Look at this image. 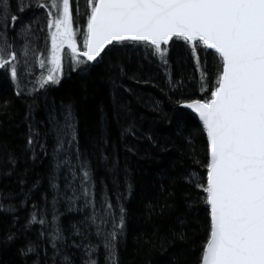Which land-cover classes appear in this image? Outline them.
Returning <instances> with one entry per match:
<instances>
[{
    "label": "trees",
    "instance_id": "16d2710c",
    "mask_svg": "<svg viewBox=\"0 0 264 264\" xmlns=\"http://www.w3.org/2000/svg\"><path fill=\"white\" fill-rule=\"evenodd\" d=\"M49 1L24 0L25 10L18 12V0H9L10 14L18 20L15 30L9 24L6 38L18 57L22 50L45 55ZM73 2L76 33L83 38L90 13L87 0ZM29 4L32 6L27 7ZM22 28L27 32L17 35ZM162 47L168 49L167 70L155 57L121 61L123 75L106 64L91 66L93 62H89L90 66L71 68L57 84L49 82L43 87L38 75L30 87L22 89L10 67L0 68V264H64L63 256H69L72 264H82L89 256L96 264H195L207 219L196 187L206 175V136L191 119V110H182L189 115L177 126L176 96L169 91L168 79L170 75L177 95L183 94L181 99L204 98L215 86L219 57L214 50L200 46L197 64L190 46L177 38ZM19 61L12 62L18 69ZM68 105L72 106L81 160L88 161L91 172L86 197L80 170L73 169L74 179L67 167L57 168L63 156L57 158L53 152L56 132L51 117L63 123ZM130 124L135 137L122 138L123 129ZM30 131L31 147L27 143ZM74 189L79 198L70 205L67 197ZM9 205L15 206L14 212L6 210ZM121 207L125 211L124 235L118 237L113 261L107 259L95 225L100 224V217L108 221L105 230H111L113 222L119 225ZM94 212L95 224L88 219ZM33 213L37 221L29 224ZM54 215L64 237L57 241L59 253L44 235L51 231ZM172 231L183 232L185 238L166 241V250L160 248L159 238H171ZM9 233L18 238L6 241ZM29 242L35 251L21 255L20 249ZM88 244L96 247L88 252L83 247Z\"/></svg>",
    "mask_w": 264,
    "mask_h": 264
},
{
    "label": "snow or ice",
    "instance_id": "6c2138e0",
    "mask_svg": "<svg viewBox=\"0 0 264 264\" xmlns=\"http://www.w3.org/2000/svg\"><path fill=\"white\" fill-rule=\"evenodd\" d=\"M23 4L24 0H18V12L25 10ZM87 4L90 13L87 14L82 53L78 52L72 28L70 0H62V3L52 0L49 5L57 9V14L48 22L49 28H54L51 56L48 74L41 78L40 86L59 82L61 50L65 45L77 64L86 67L90 66L89 62H93L91 66L106 64L110 69L118 70L120 75L124 74L121 61L130 62L133 57L138 60L158 58L167 70L168 49L162 45L169 44L174 38L190 46L197 64L200 60L198 47L214 50L219 65L210 95L181 99L183 94L177 95L170 75L168 79L169 91L176 96L175 123L180 126L186 122L189 114L182 110H191V119L201 126L206 136L203 163L206 175L196 187L201 193L198 198L206 206L207 219L195 264H264V0H87ZM36 6L44 7L42 4ZM10 13L9 0H0V68L10 67L11 76L16 79L17 67L12 62L18 55L12 50L6 34L9 24L15 30L18 17ZM48 14L52 15L51 12ZM26 32L27 29L22 28L17 35ZM80 56L83 59H78ZM131 78L135 79V76ZM51 120L56 132L53 152L57 158L63 156L57 168L67 167L74 179L73 169L78 168L82 174L81 185L89 184L91 172L88 161L81 160L72 106L65 107L63 123L55 122V117ZM125 135L135 137L134 125L123 129L122 138ZM27 143L30 147L34 144L31 131ZM40 147L43 149L42 145ZM88 191L85 186V197ZM4 198L10 197L5 195ZM78 198L75 189L73 195L67 197L70 205ZM107 207L110 209L111 205ZM6 210L14 212L15 206L9 205ZM149 211L154 209L149 206ZM124 215L121 207L119 225L113 222L111 230H105L108 221L103 217L99 218L100 224L95 225V235L102 237L109 260H116L118 237L124 235ZM109 216L115 220L110 212ZM88 219L95 224V212ZM36 221L37 214L33 213L28 223ZM39 223L43 226L46 221L40 219ZM51 224V231L44 235L49 238L53 250L59 253L57 241H63L64 237L55 215ZM180 224L182 226L183 221ZM17 238L15 233H9L5 240ZM184 238L183 232L172 231L171 238L167 235L159 238V247L166 250V241L171 243ZM152 246L157 245L152 243ZM83 247L90 252L96 246ZM34 251L29 242L20 249V254ZM63 261L72 264L69 256H63ZM82 264H96V261L89 256Z\"/></svg>",
    "mask_w": 264,
    "mask_h": 264
},
{
    "label": "rangeland",
    "instance_id": "374dc122",
    "mask_svg": "<svg viewBox=\"0 0 264 264\" xmlns=\"http://www.w3.org/2000/svg\"><path fill=\"white\" fill-rule=\"evenodd\" d=\"M74 0H70V12L72 15V28L73 31L75 32L76 35V41H77V47H78V52H82L83 49V41H84V37L86 34V27H84V31L83 32V38L78 37L76 31V27L74 24ZM52 2V0L49 1L50 5ZM58 3H62V0H57ZM88 5V4H87ZM88 11H90V7L87 6ZM50 12L52 13V15L50 16V19H53L56 14H57V9L54 7H50ZM49 27V25H48ZM54 31V28L50 29L48 31V38H49V47L48 49L45 51V55L42 56L41 54H36V55H32L29 54V52H26L25 50H22V53L20 54V56L18 57L20 59L19 63V69L17 68V78L19 80L20 83V87L22 89H26L28 87L31 86V83H33L34 81H36L35 79H37L38 75H41V78L44 76H47L48 74V68H49V59L51 56V32ZM83 59L82 56L78 57V59ZM41 61H43V65L41 64ZM61 64H62V68H61V75L60 77L67 73L71 68L76 67L78 64L72 59V53L71 50L67 48V46L65 45V47L61 50Z\"/></svg>",
    "mask_w": 264,
    "mask_h": 264
},
{
    "label": "water",
    "instance_id": "95a60500",
    "mask_svg": "<svg viewBox=\"0 0 264 264\" xmlns=\"http://www.w3.org/2000/svg\"><path fill=\"white\" fill-rule=\"evenodd\" d=\"M106 47H107V46H106ZM82 52H83V51H82ZM82 52H81V53H82Z\"/></svg>",
    "mask_w": 264,
    "mask_h": 264
}]
</instances>
